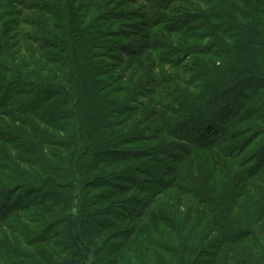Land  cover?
Instances as JSON below:
<instances>
[{
    "label": "rangeland",
    "instance_id": "obj_1",
    "mask_svg": "<svg viewBox=\"0 0 264 264\" xmlns=\"http://www.w3.org/2000/svg\"><path fill=\"white\" fill-rule=\"evenodd\" d=\"M22 1L0 3V80L12 82L10 92L0 84V101L14 89L33 99L26 82L52 67L43 56L60 61L69 84L33 111L54 114L51 127L17 104L16 124L0 126V215L10 212L0 219V264H264V121L228 129L211 150L194 145L195 120L225 121L242 78L253 76L251 98L239 101L264 105V38L239 50L253 63L224 83V58L189 57L218 42L207 38L216 22L194 19L201 38L169 31L192 14L218 17L232 2ZM120 172L135 180L126 191L114 185ZM137 201L139 209L130 205Z\"/></svg>",
    "mask_w": 264,
    "mask_h": 264
},
{
    "label": "trees",
    "instance_id": "obj_2",
    "mask_svg": "<svg viewBox=\"0 0 264 264\" xmlns=\"http://www.w3.org/2000/svg\"><path fill=\"white\" fill-rule=\"evenodd\" d=\"M188 1L191 0H180L179 2L181 4H186ZM194 2H199L202 3L203 5L208 6V2H220V0H209L207 2H204L203 0H192ZM232 3L228 6L227 4L222 3L218 7V11H221L220 15H212L211 17H203L202 15H195L192 14L189 19H186L182 22H180L178 25H173L174 28L169 29L170 32H175L177 34H181L184 38H201V35L204 36L207 33H194L195 32V27H193L194 21L199 19L202 21H207L209 22L212 21V23L216 22L218 25H215V29H213L215 38L208 33L207 38L213 39V40H218L217 43L209 46H205L199 51H195L193 53H189V57L192 55H199L201 58H203L202 62H206L209 60H215L217 57L218 58H224L222 59V70L220 69V72L224 73L225 82H235V80L238 79L240 76H244L239 72L240 68V63H250L252 64V53H249L248 55L246 54H239V50L242 48L246 49L252 45H254L253 41H251L252 37H259V38H264V33H257L255 30L258 27H263L264 28V0H230ZM0 3L3 5V7L6 8H11L12 5L16 6H24V1L22 0H0ZM34 12H37L38 8H33L30 9ZM9 12V11H8ZM195 19V20H194ZM260 22V25L257 26ZM170 28V27H169ZM242 30L248 31L251 35V37L247 40L245 39L242 35L241 32ZM217 38V39H216ZM220 38V39H219ZM225 44V45H223ZM261 45L264 47V39ZM226 49H224V48ZM264 54V53H263ZM262 57V56H261ZM0 58H1V53H0ZM207 60H206V59ZM43 59L46 60L48 63H50L52 67H49L46 65L45 69L42 71V73L45 75V78L43 79H35L36 81L32 82H26V85H29L32 88L31 96H33L32 100H25L28 97V91H25V89H14L16 90L15 95L10 96L6 95L4 97V101H0V118L2 114H6L8 117V122H2L0 121V126H11V124H16V117H14L15 113H18V109L14 108V105L17 104L19 108L21 107H28L32 111L28 114H31L34 116L33 118L38 120L39 122H46L48 126H52L54 121H55V115L49 112H46L45 114H33V111H36V108H38V105L41 104V102L46 101L47 103L53 101V100H59L60 97L57 95L53 97L51 93L53 92V89L58 88L59 84H69L68 81H66L65 76L62 75V73L59 71L58 67L61 66L60 61L58 60H53L50 61V59L45 58L43 56ZM233 61L236 63V65H231L230 62ZM214 63V62H213ZM258 65V64H257ZM261 67V65H260ZM250 68V67H249ZM37 69V68H36ZM246 70V69H243ZM251 71V70H249ZM257 74L261 73V69L259 66L257 67L256 71ZM256 73L254 75H256ZM249 74V73H248ZM25 75L21 76L22 79L25 81H28V77H24ZM241 77V78H242ZM253 76H249L248 78H242L243 81L238 83L239 86H242L244 89H240V87L237 85L236 86V92H235V97L232 98L230 105L226 104L223 106V110L221 114L227 118L225 121L222 119L213 120L211 116L206 117L205 119L202 120H195V129L198 131L196 135V140L194 145L196 146V149L198 151L196 152H205L207 150H211L212 148H215L217 145V140H222L226 139L229 136L228 129H234L235 127H239L240 123L241 124H246V123H252V124H258L262 121H264V105L260 106V109H247L245 104V101H241L243 103L242 109H240V105L242 104L239 100L240 99H250L251 97L247 95L245 91H247V87L250 79H252ZM0 84H3L4 86L2 87L6 89V91L10 92V86H12V82L8 81L6 83V80L1 79ZM239 87V88H238ZM209 88V87H208ZM222 88V87H221ZM228 88V87H227ZM31 90V89H30ZM225 94L222 95H231L234 92L233 88L229 89H222ZM15 97L17 98V101L15 100ZM58 102V101H57ZM59 104V103H58ZM222 109V108H221ZM247 110V111H245ZM245 111V114H244ZM49 116H51L49 118ZM48 117L47 119H44ZM232 122V126L230 128L227 127L228 123ZM226 123V124H225ZM25 125L28 126V123H24ZM250 128V127H249ZM182 129V128H181ZM252 131V129H250ZM249 130H246V134ZM250 131V132H251ZM260 136V135H256ZM0 138L3 139L4 135L0 133ZM7 139L4 140L7 145L13 144V141L15 143V137H6ZM194 137H192L193 139ZM239 138V136H238ZM3 141V140H0ZM199 147V148H198ZM247 148V147H246ZM0 152L3 153V151L0 150ZM194 152V153H196ZM8 156V155H7ZM5 157V156H4ZM3 155L0 153V162L4 160ZM196 160L197 157L195 156ZM1 166V165H0ZM115 181L117 183H114L115 187L118 189L122 190H128L131 186H133L134 183V177L132 175H129V172L127 174L121 173L120 175H116ZM138 187V186H137ZM138 201L132 202L130 205H134L137 209L140 207L138 206ZM15 207V206H14ZM25 206H22L24 208ZM16 208V207H15ZM15 208H11L12 210ZM29 209L28 208H24ZM22 210V209H21ZM10 212H8L9 215ZM6 214L0 215V219H6L9 217ZM20 230V229H19ZM25 233L27 234V231L24 230ZM23 233V231L21 232ZM73 245L75 248H77V252L73 253L76 258L78 257L79 260V255L81 254V251H83V243L78 235H76L73 239ZM86 263V258H81L80 261H75V259H72L70 261V264H84ZM238 264V263H236Z\"/></svg>",
    "mask_w": 264,
    "mask_h": 264
}]
</instances>
